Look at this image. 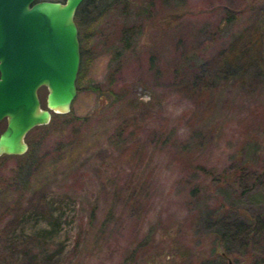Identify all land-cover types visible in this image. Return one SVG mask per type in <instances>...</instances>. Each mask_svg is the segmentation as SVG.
<instances>
[{
  "label": "rangeland",
  "instance_id": "rangeland-1",
  "mask_svg": "<svg viewBox=\"0 0 264 264\" xmlns=\"http://www.w3.org/2000/svg\"><path fill=\"white\" fill-rule=\"evenodd\" d=\"M111 4L75 17L70 111L0 156V264H264L219 230L264 216V0Z\"/></svg>",
  "mask_w": 264,
  "mask_h": 264
},
{
  "label": "water",
  "instance_id": "water-1",
  "mask_svg": "<svg viewBox=\"0 0 264 264\" xmlns=\"http://www.w3.org/2000/svg\"><path fill=\"white\" fill-rule=\"evenodd\" d=\"M83 0H0V156L22 155L26 134L66 114L76 95ZM47 94L45 106L38 96Z\"/></svg>",
  "mask_w": 264,
  "mask_h": 264
},
{
  "label": "trees",
  "instance_id": "trees-1",
  "mask_svg": "<svg viewBox=\"0 0 264 264\" xmlns=\"http://www.w3.org/2000/svg\"><path fill=\"white\" fill-rule=\"evenodd\" d=\"M63 1V0H62ZM99 2H95V0H83V2L79 5V7L77 8L75 17H79L80 15H82L83 20L86 18L88 22H87V26L91 25V21L94 20V16H92L94 14H96L97 16L103 15L105 14L110 6L112 5L111 3L113 1L116 0H98ZM87 2V7H84L85 3ZM123 3V11H127V5H125V1L122 2ZM138 10V14H140V12H146V6H141L140 8L137 9ZM92 16V17H91ZM91 17V18H90ZM77 25H80V23L77 21ZM121 32V39L124 41L123 46L125 48H127L129 46L130 39H131V35H129V29L127 28H122L120 30ZM80 41V40H79ZM80 59H81V65L79 68V72H78V82L80 83V80L82 78V74L84 72V66L87 64V59L84 56V52L82 49H80ZM195 82L197 85H199L200 89L203 90L201 87H205L206 84V76H203V72L202 74L197 73L195 75ZM65 115V114H62ZM33 163V158H25L24 161L19 165L18 169H17V177L20 181H26L29 175V169L32 166ZM244 213V212H243ZM244 215L246 216V218L242 221H238L235 223L234 222H227L224 221L223 224L220 226L219 230L221 231V233L227 234V235H231L232 237H238V239L240 238L242 239H259L260 236L264 235V216L260 215V214H247L246 212L244 213ZM250 237V238H247ZM246 240V241H247Z\"/></svg>",
  "mask_w": 264,
  "mask_h": 264
}]
</instances>
